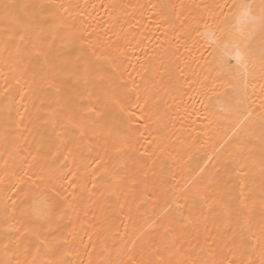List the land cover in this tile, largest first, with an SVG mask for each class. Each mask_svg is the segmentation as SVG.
<instances>
[{
  "label": "snow or ice",
  "instance_id": "obj_1",
  "mask_svg": "<svg viewBox=\"0 0 264 264\" xmlns=\"http://www.w3.org/2000/svg\"><path fill=\"white\" fill-rule=\"evenodd\" d=\"M169 7L177 40L200 33L234 64L130 70L126 35L78 5H3L0 264H264V0ZM186 88L215 97L196 136L173 122Z\"/></svg>",
  "mask_w": 264,
  "mask_h": 264
},
{
  "label": "bare ground",
  "instance_id": "obj_2",
  "mask_svg": "<svg viewBox=\"0 0 264 264\" xmlns=\"http://www.w3.org/2000/svg\"><path fill=\"white\" fill-rule=\"evenodd\" d=\"M25 2H29V0H0V21L3 20L4 4ZM60 2L78 5L77 10L80 12L78 20L83 21V26L95 28L96 33L101 36L105 30L111 32L113 27L117 31H122L126 35V40H120L117 43L120 46L125 66L130 70L134 68L136 71H140L137 65L147 66L149 60L155 67H159L163 61L165 64L171 63L183 68L185 76L182 79L195 80L205 75L209 78L215 76L216 70L221 64H234V61L230 59L232 50H225L217 44L210 43V38L200 33L181 36L177 40L176 35L167 27L166 18L173 11L169 5L178 3L227 4L230 14H236L241 10L238 6L244 4L246 0H60ZM112 5H129V7L117 8L114 11ZM140 5L143 7H139ZM201 29L203 30V26ZM113 40H116L115 36H113ZM145 57L148 59L146 60ZM5 75H7L6 71L0 66V89L4 87ZM185 93L176 100V104L180 105V108L174 112V115L179 119L173 122L177 124L180 131L196 136L201 129L205 128L206 115L215 111L212 107L215 97L205 99L187 88ZM23 107L31 109V105L26 102L23 106L17 103L16 111L12 113V119L19 124L14 130L27 135L28 120L20 121L19 119V116L27 115L24 113ZM180 125L183 127L180 128ZM261 151V145L258 141L255 142L253 152L257 159H259ZM34 179H36V183L43 182L36 177Z\"/></svg>",
  "mask_w": 264,
  "mask_h": 264
}]
</instances>
